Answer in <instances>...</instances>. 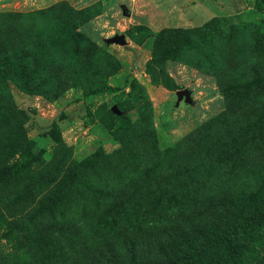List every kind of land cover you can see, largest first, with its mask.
I'll return each instance as SVG.
<instances>
[{
  "label": "rangeland",
  "instance_id": "obj_1",
  "mask_svg": "<svg viewBox=\"0 0 264 264\" xmlns=\"http://www.w3.org/2000/svg\"><path fill=\"white\" fill-rule=\"evenodd\" d=\"M2 13L0 264H264V0Z\"/></svg>",
  "mask_w": 264,
  "mask_h": 264
},
{
  "label": "trees",
  "instance_id": "obj_2",
  "mask_svg": "<svg viewBox=\"0 0 264 264\" xmlns=\"http://www.w3.org/2000/svg\"><path fill=\"white\" fill-rule=\"evenodd\" d=\"M61 5L62 4H60L59 6H61ZM8 16H9V14H5V13L0 14V30H3L4 32H6L8 30V29L5 30V28H7V26H8L7 25V17ZM3 25H4V27L2 28ZM29 31H30V29H28V32H27L28 36H29V33H30ZM28 39H29V37L24 41V44H25L24 47L27 45ZM1 40H2V37H1V32H0V44L2 43ZM3 48H5L4 45H3ZM6 50L9 51V47ZM4 63H5V70L7 71V75L14 76L15 79H18L16 74H15V71H16L17 68L15 66H13L11 63H8V62H4ZM27 66H25V68ZM19 81H21V80H19ZM23 85H25V82H23V80H22L21 81V86L23 87Z\"/></svg>",
  "mask_w": 264,
  "mask_h": 264
},
{
  "label": "water",
  "instance_id": "obj_3",
  "mask_svg": "<svg viewBox=\"0 0 264 264\" xmlns=\"http://www.w3.org/2000/svg\"><path fill=\"white\" fill-rule=\"evenodd\" d=\"M117 40H119L120 42L124 43V39L122 37H118ZM178 95L180 98H182L183 96H185L186 101H191V95L189 90L187 89H182L180 91H178Z\"/></svg>",
  "mask_w": 264,
  "mask_h": 264
}]
</instances>
